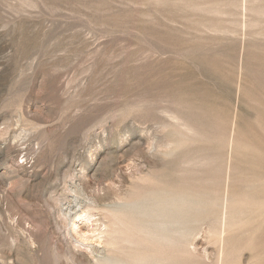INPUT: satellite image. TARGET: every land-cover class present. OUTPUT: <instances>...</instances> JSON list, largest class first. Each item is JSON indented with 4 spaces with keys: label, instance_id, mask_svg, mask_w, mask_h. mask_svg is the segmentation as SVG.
Wrapping results in <instances>:
<instances>
[{
    "label": "rangeland",
    "instance_id": "1",
    "mask_svg": "<svg viewBox=\"0 0 264 264\" xmlns=\"http://www.w3.org/2000/svg\"><path fill=\"white\" fill-rule=\"evenodd\" d=\"M0 264H264V0H0Z\"/></svg>",
    "mask_w": 264,
    "mask_h": 264
},
{
    "label": "bare ground",
    "instance_id": "2",
    "mask_svg": "<svg viewBox=\"0 0 264 264\" xmlns=\"http://www.w3.org/2000/svg\"><path fill=\"white\" fill-rule=\"evenodd\" d=\"M73 227V226H72Z\"/></svg>",
    "mask_w": 264,
    "mask_h": 264
}]
</instances>
